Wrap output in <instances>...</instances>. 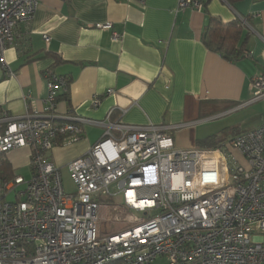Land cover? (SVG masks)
Segmentation results:
<instances>
[{
	"label": "built area",
	"instance_id": "1",
	"mask_svg": "<svg viewBox=\"0 0 264 264\" xmlns=\"http://www.w3.org/2000/svg\"><path fill=\"white\" fill-rule=\"evenodd\" d=\"M205 1L179 0L178 9H201ZM38 5L0 0V67H8L5 50ZM96 27L121 36L111 22ZM47 87L42 112H1L0 154L27 148L32 174L0 179V264H153L159 257L169 264H264V122L219 147L183 149L171 126L126 124L115 110L102 121L58 122L66 82L52 74ZM252 88L249 103L264 102V74ZM83 123L105 131L68 164L76 186L70 194L46 153L81 139ZM113 203L125 226L100 232Z\"/></svg>",
	"mask_w": 264,
	"mask_h": 264
},
{
	"label": "crops",
	"instance_id": "2",
	"mask_svg": "<svg viewBox=\"0 0 264 264\" xmlns=\"http://www.w3.org/2000/svg\"><path fill=\"white\" fill-rule=\"evenodd\" d=\"M178 5L179 0H39L5 50L0 117L2 110L15 116L42 112L48 77L55 74L66 82L59 89L58 122L102 121L115 110L114 117L126 124L171 126L179 148L221 146L223 141L204 142L211 135L205 137L197 125L256 103L249 101L253 78L264 74V0H206L201 9L184 10ZM211 17L239 21L251 54L233 62L210 50L202 33ZM106 22L119 39L96 27ZM82 127L78 142L59 143L46 153L52 163L67 167L105 131L100 124ZM5 157L15 172L30 167L27 148Z\"/></svg>",
	"mask_w": 264,
	"mask_h": 264
},
{
	"label": "rangeland",
	"instance_id": "3",
	"mask_svg": "<svg viewBox=\"0 0 264 264\" xmlns=\"http://www.w3.org/2000/svg\"><path fill=\"white\" fill-rule=\"evenodd\" d=\"M263 122H264V102L260 101L250 104L242 109L229 112L222 116L219 115L214 116L213 119L200 123L197 126L199 127L198 128L199 131L205 134V137L211 135L210 137H213L217 141H223L221 143H224L231 140L233 137L237 136L240 133L259 127ZM79 140H76L70 144H66L65 146L74 144ZM57 147L59 146L56 145L54 149ZM72 161H70L69 163H71ZM56 165L59 168L64 167V165L63 166H60L58 164ZM15 173L19 175H24L25 177L28 178L31 176L32 172L29 166H25L19 170H16ZM62 174H63V185L66 192L70 194L75 193L76 186L70 176L68 167H64L62 169ZM7 200L14 201L15 193L9 194ZM118 208H119L118 204L113 203L109 205L107 210H104V213L108 215L109 219L107 222L105 221L99 222L98 225L100 232L106 230L110 231L112 229L120 228L117 226H121L122 225L121 222H124L125 219L122 215L119 214ZM153 264H169V263L166 258L159 257Z\"/></svg>",
	"mask_w": 264,
	"mask_h": 264
},
{
	"label": "trees",
	"instance_id": "4",
	"mask_svg": "<svg viewBox=\"0 0 264 264\" xmlns=\"http://www.w3.org/2000/svg\"><path fill=\"white\" fill-rule=\"evenodd\" d=\"M233 3L235 0H228ZM243 26L239 21L224 22L218 17H211L204 26L202 40L212 51L221 54L225 59L238 61L247 57L251 52L247 48V37H243ZM50 56H56L47 53ZM213 137H208L204 142H215ZM17 175L11 163L0 154V179H9Z\"/></svg>",
	"mask_w": 264,
	"mask_h": 264
}]
</instances>
